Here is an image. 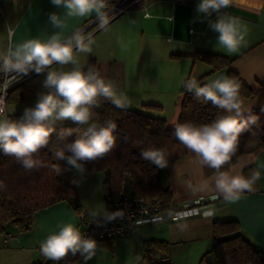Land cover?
<instances>
[{
	"label": "crops",
	"instance_id": "0c3cea01",
	"mask_svg": "<svg viewBox=\"0 0 264 264\" xmlns=\"http://www.w3.org/2000/svg\"><path fill=\"white\" fill-rule=\"evenodd\" d=\"M198 3L199 0H136L129 10L110 18L106 26H99L87 36L93 40L92 52L77 53L78 60L86 71L94 59L101 77L113 81L117 94L127 97L125 108L163 118L168 128L178 123L182 89L187 81L195 80L203 86L227 77L230 71L252 90L250 97L240 95L252 113L264 106V0H232L228 8L222 9V13L241 21L242 31L246 29L245 41L236 52H228L220 45L218 33L209 26L218 14L214 12L211 17L199 14ZM104 11L107 12V7ZM53 12L64 20L62 29H54L50 24L48 17ZM146 14L150 19L144 18ZM94 19H97L95 12L84 17L66 16L65 9L53 6L51 0H0V52L28 39L46 41L53 32L66 38ZM7 26L13 29L11 39ZM202 52L231 61L213 70L212 65L202 60ZM60 67L53 65L57 70ZM71 67L66 65L64 70ZM45 75L33 74L27 82L36 88L34 99L6 103L8 117L23 114L26 107L34 106L38 94L47 91L43 87ZM147 104L160 108L145 107ZM220 112L227 114L221 109ZM65 124L76 123L67 120L55 126ZM55 151L52 155L56 168L61 170L56 171L57 177L76 190L73 180L79 181L81 177L75 170L68 169L64 161L57 160ZM166 160L168 166L160 170L163 183L172 194L171 205L175 208L197 206L199 213L176 221L138 226L125 235L98 242L96 255L87 264H145L146 248L150 249L149 254L156 263L199 264L206 255L202 264H214V257L208 252L214 242L215 221L236 220L242 236L255 248L264 250V192H243L238 200L226 202L214 186L207 192L195 191L201 179L216 173L211 168L201 169L188 149L183 158ZM249 167L259 171V186L264 188V148L240 155L232 166L242 174ZM84 178L92 186H97L99 181L98 186L103 187L105 173L98 171ZM78 199L84 212L97 213L90 204ZM103 200L107 212L104 191ZM79 214L70 203L60 201L36 211L29 231L21 232L8 225L0 235V264H33L46 259L40 252L41 243L68 223L81 230L84 224ZM155 241L167 246L165 256L151 244ZM77 264H83V260Z\"/></svg>",
	"mask_w": 264,
	"mask_h": 264
},
{
	"label": "clouds",
	"instance_id": "9594fccd",
	"mask_svg": "<svg viewBox=\"0 0 264 264\" xmlns=\"http://www.w3.org/2000/svg\"><path fill=\"white\" fill-rule=\"evenodd\" d=\"M51 3L65 9L66 16L84 17L95 12L102 27L108 24L109 17L104 11L106 0H51ZM231 3L232 0H199L197 12L208 17L214 12L218 14L209 26L218 33L217 42L220 45L228 52H236L245 41L246 29L241 30L238 18L222 13V9L228 8ZM144 18L150 19V16L146 14ZM48 19L54 29L63 28L64 20L60 14L50 13ZM6 31L11 39V26H7ZM92 44L93 40L77 29L66 38H62L59 32H53L46 41L28 39L0 52V71L5 74H46L43 87L47 91L39 93L34 106L26 107L18 119H10L5 108L0 107V151L5 156L14 157L26 171L47 166L36 156L41 149L49 148L54 133L56 143L52 147L56 148L55 158L64 161L68 169L75 170L81 178L87 173V163L103 158L117 146V135L114 134L116 123L112 120L100 123L94 109L101 106V98L117 108H125L128 99L124 94H117L113 81H106L92 67L85 71L80 64L76 54H91ZM53 65L61 67L57 70ZM66 65L72 67L64 70ZM185 87L198 100L210 102L227 113L207 124L184 122L174 125V136L194 154V162L201 169L211 168L216 173L201 179L195 191L207 192L214 186L226 202L238 200L241 193L254 190L260 178L259 171H253L246 177L235 168L221 169L236 154L241 134L255 125L258 117L244 105L240 98V84L235 79L221 77L203 86L189 80ZM67 120L86 127L82 132L79 128L57 131V122ZM77 132L76 138L69 141L68 138ZM141 156L161 169L168 166L163 149L144 150ZM55 170L61 171L58 167ZM73 183L78 185L80 181L74 179ZM4 187L0 182V189ZM91 215L96 220L98 213L92 212ZM99 217L107 223L123 218V212H106ZM97 247L95 239L83 236L79 228L68 223L41 243L40 252L57 264L69 254H79L83 264H87L96 255Z\"/></svg>",
	"mask_w": 264,
	"mask_h": 264
},
{
	"label": "trees",
	"instance_id": "16d2710c",
	"mask_svg": "<svg viewBox=\"0 0 264 264\" xmlns=\"http://www.w3.org/2000/svg\"><path fill=\"white\" fill-rule=\"evenodd\" d=\"M124 0H106L107 9ZM203 61L212 65L213 70L227 66L230 59L220 55L202 52ZM96 70V61L92 59L88 67ZM86 69V71H87ZM240 84V95L250 97L252 90L244 85L234 72L228 76ZM183 98L181 113L178 123L192 122L195 124H207L223 116L220 109L210 102L203 103L198 100L193 92L182 89ZM36 95L34 85L28 83L14 87L6 100V103H15L32 100ZM101 106L94 109L98 113V121L103 123L112 120L117 128V146L106 156L86 164V177L102 171L105 173L103 182L104 197L108 205L123 193L135 196H157L163 202L164 209L171 204L172 194L162 180V172L158 166L150 160L142 158L141 152L148 149H163L165 158L178 160L186 155V148L174 136V128H168L166 121L160 117H153L129 108H117L110 101L101 98ZM148 108H160L157 105L147 104ZM251 114L258 117L255 125L243 132L239 137L237 152L228 165L222 171L229 170L237 162L240 155L264 148V106L255 109ZM22 114L10 116V119H18ZM57 131L62 128H79L82 132L86 125L65 124L55 126ZM79 132L68 138L72 141ZM56 134L51 137L49 148L41 149L36 158L47 166L32 171H26L14 157L3 155L0 151V182L5 187L0 189V235L5 233L8 225L15 226L21 232H26L33 227L34 213L60 201H67L78 212H84L79 202L76 190L68 183L62 181L56 174V163L52 151L56 148ZM254 167L243 170L244 176H250ZM249 192V191H245ZM251 192H264L260 188L258 180ZM85 217L89 214L84 212ZM83 224V223H82ZM213 246L208 253L214 257V264H264V250L255 248L241 234V226L236 220L215 221L213 223ZM154 247L165 256L167 246L163 242H152ZM161 246H164L163 248ZM149 248L145 250V264H170L156 263L154 256L149 254ZM206 255L201 259L202 264ZM82 259L79 254H69L58 264H77ZM33 264H57L52 260L41 259Z\"/></svg>",
	"mask_w": 264,
	"mask_h": 264
},
{
	"label": "built area",
	"instance_id": "2783aa9c",
	"mask_svg": "<svg viewBox=\"0 0 264 264\" xmlns=\"http://www.w3.org/2000/svg\"><path fill=\"white\" fill-rule=\"evenodd\" d=\"M135 1L124 0L107 9L106 13L109 19L129 10ZM99 26L101 25L97 18L86 23L79 30L87 37ZM33 74L35 73L24 76L17 73L5 74L0 71V107L5 108L10 91L16 86L27 83ZM117 210L123 212V218H117L107 223L102 217H99L100 215L97 216L96 220H93L92 215L85 217L84 212H81L79 214L80 221L84 224L80 230L82 235L95 239L98 243L125 235L138 226L176 221L180 218L197 215L200 211L199 207L191 205L175 208L170 204L167 209H164L162 200L157 196L143 197L130 193L121 194L108 205L107 212Z\"/></svg>",
	"mask_w": 264,
	"mask_h": 264
},
{
	"label": "rangeland",
	"instance_id": "374dc122",
	"mask_svg": "<svg viewBox=\"0 0 264 264\" xmlns=\"http://www.w3.org/2000/svg\"><path fill=\"white\" fill-rule=\"evenodd\" d=\"M79 181L80 183L76 184L78 197L87 205L90 204L92 209L94 208L97 213L102 212V215L106 213L105 201L103 200V187L98 186L99 181H97V186L90 185V182L84 177L80 178Z\"/></svg>",
	"mask_w": 264,
	"mask_h": 264
}]
</instances>
